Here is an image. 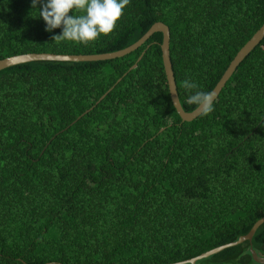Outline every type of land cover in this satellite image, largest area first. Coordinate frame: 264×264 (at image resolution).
<instances>
[{
  "label": "trees",
  "instance_id": "obj_1",
  "mask_svg": "<svg viewBox=\"0 0 264 264\" xmlns=\"http://www.w3.org/2000/svg\"><path fill=\"white\" fill-rule=\"evenodd\" d=\"M156 22L191 112L181 82L211 91L264 22V0H131L113 33L88 45L52 41L62 29L45 31L31 0H0V60L111 53ZM160 43L154 33L113 60L0 70V264H174L234 242L264 216V37L214 111L182 123ZM251 248L264 257V223ZM194 264L257 263L244 242Z\"/></svg>",
  "mask_w": 264,
  "mask_h": 264
},
{
  "label": "clouds",
  "instance_id": "obj_2",
  "mask_svg": "<svg viewBox=\"0 0 264 264\" xmlns=\"http://www.w3.org/2000/svg\"><path fill=\"white\" fill-rule=\"evenodd\" d=\"M130 3L131 0H31V8L39 10V17L46 24L45 31L62 29V34L52 36V41L88 45L101 35L113 33ZM181 85L190 93L187 103L195 105L196 111L204 115L214 111V91H202L187 78Z\"/></svg>",
  "mask_w": 264,
  "mask_h": 264
},
{
  "label": "water",
  "instance_id": "obj_3",
  "mask_svg": "<svg viewBox=\"0 0 264 264\" xmlns=\"http://www.w3.org/2000/svg\"><path fill=\"white\" fill-rule=\"evenodd\" d=\"M154 33H160L161 35V43L159 45L160 50V59H161V66L162 71L164 74L165 82H166V88L168 92V97L170 100V103L180 119V122H191L193 119L198 117L201 113L199 111H196V108L192 110L191 112H184L178 102L176 90H175V84L173 79V74L171 71V66L169 62V55H168V41H169V32L165 25L162 23L156 22L152 24L149 29L133 44L115 51L111 53L106 54H100V55H54V54H21V55H15L11 57H7L0 60V70L23 64L28 62H72V63H78V62H97V61H108L113 60L116 58H121L132 51L136 50L138 47H140L152 34ZM264 37V22L262 25L257 29L254 34L244 43V45L236 52L235 56L232 58V60L227 65L225 71L213 87L211 91H214L216 93V96L218 95L221 88L224 86L225 82L228 80L234 69L237 67V65L243 60V58L260 42V40ZM141 55L137 58L136 62L140 59ZM135 62V64H136ZM135 64H133L129 69H133L135 67ZM118 80L116 81V83ZM112 89L109 88L103 95L99 97L96 104ZM264 223V216L258 219L256 222L253 223L249 231L243 235L238 237L234 242H230L218 247H215L209 251H206L200 255H197L193 258H190L188 260H184L178 263L174 264H194L196 261L205 259L208 256L214 255L224 249L237 246L241 243L247 242L248 244V251L250 258L253 262L257 264H264V257L256 256L254 251L251 248V238L256 231V229Z\"/></svg>",
  "mask_w": 264,
  "mask_h": 264
}]
</instances>
